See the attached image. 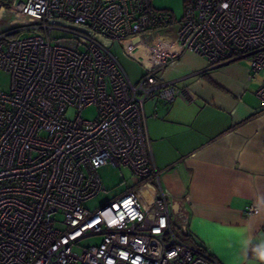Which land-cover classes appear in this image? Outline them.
<instances>
[{"label": "built area", "instance_id": "1", "mask_svg": "<svg viewBox=\"0 0 264 264\" xmlns=\"http://www.w3.org/2000/svg\"><path fill=\"white\" fill-rule=\"evenodd\" d=\"M18 10L36 24L0 33V70L10 76L0 89V264H220L175 235L146 127L147 100L189 104L191 91L162 80L161 67L131 81L94 38L168 27L171 13L151 0H26ZM176 23L180 46L210 68L245 60L250 74L264 73V0H188ZM256 96L264 111V79ZM91 107L95 118H84ZM105 165L151 182V207L127 190L86 209L107 192Z\"/></svg>", "mask_w": 264, "mask_h": 264}, {"label": "crops", "instance_id": "2", "mask_svg": "<svg viewBox=\"0 0 264 264\" xmlns=\"http://www.w3.org/2000/svg\"><path fill=\"white\" fill-rule=\"evenodd\" d=\"M177 30L157 28L145 40L128 36L114 41V52L131 81L161 67L157 76L192 93L189 104L157 98L144 103L175 235L220 264H247L252 240L264 230V111L256 96L264 73L250 74L245 60L210 68L180 46ZM251 205L257 214L245 213Z\"/></svg>", "mask_w": 264, "mask_h": 264}, {"label": "rangeland", "instance_id": "3", "mask_svg": "<svg viewBox=\"0 0 264 264\" xmlns=\"http://www.w3.org/2000/svg\"><path fill=\"white\" fill-rule=\"evenodd\" d=\"M17 1L19 0H0V33L7 32L13 29L26 28L28 26L36 24V22L26 16L20 14L18 10ZM26 2V0H22ZM188 0H151V5L156 10H165L171 13L176 22L180 21L184 13V5ZM174 22L173 27H177L178 23ZM59 24L66 27L74 28L80 31L86 30L84 26H76L70 22L59 20ZM33 33L38 34V30H33ZM32 33L24 32L23 35H29ZM155 31H148L143 34H139L144 40L145 38H152L155 35ZM94 38L106 49L111 51L115 56L113 45L114 41L108 40L100 35H95ZM262 73V72H261ZM134 81V80H133ZM10 85V76L8 73L0 70V89L7 91ZM95 108H87L83 111L82 116L86 119L95 118ZM74 113L69 111L67 113L68 118H72ZM98 174L106 193L100 192L93 199L85 203V208L89 211H94L100 208L104 203L112 200L117 195L121 193L132 190L135 196L138 198L139 202L143 206L145 205L151 207L155 188L150 189L146 185L138 186V179L135 177L131 171L125 167L120 166L115 168L111 165H105L98 169ZM149 207V208H150ZM100 237L88 238L82 241V246L89 244H97L100 242ZM253 245V255L249 259L247 264H264V230L259 232L252 240Z\"/></svg>", "mask_w": 264, "mask_h": 264}, {"label": "trees", "instance_id": "4", "mask_svg": "<svg viewBox=\"0 0 264 264\" xmlns=\"http://www.w3.org/2000/svg\"><path fill=\"white\" fill-rule=\"evenodd\" d=\"M199 249H201V248H199ZM201 250H203V251H205L204 249H201ZM206 252V251H205ZM210 255V254H209Z\"/></svg>", "mask_w": 264, "mask_h": 264}, {"label": "water", "instance_id": "5", "mask_svg": "<svg viewBox=\"0 0 264 264\" xmlns=\"http://www.w3.org/2000/svg\"><path fill=\"white\" fill-rule=\"evenodd\" d=\"M172 210H174V207L172 206Z\"/></svg>", "mask_w": 264, "mask_h": 264}]
</instances>
